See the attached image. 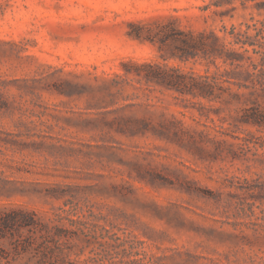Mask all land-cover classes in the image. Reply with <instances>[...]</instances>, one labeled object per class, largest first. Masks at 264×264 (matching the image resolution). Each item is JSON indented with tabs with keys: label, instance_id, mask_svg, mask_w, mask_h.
<instances>
[{
	"label": "rangeland",
	"instance_id": "rangeland-1",
	"mask_svg": "<svg viewBox=\"0 0 264 264\" xmlns=\"http://www.w3.org/2000/svg\"><path fill=\"white\" fill-rule=\"evenodd\" d=\"M261 21L264 0H0V209L58 228L77 264H264V125L243 122L250 105L232 84L192 97L124 74L131 61L230 69L152 36L175 25L228 47Z\"/></svg>",
	"mask_w": 264,
	"mask_h": 264
},
{
	"label": "trees",
	"instance_id": "trees-1",
	"mask_svg": "<svg viewBox=\"0 0 264 264\" xmlns=\"http://www.w3.org/2000/svg\"><path fill=\"white\" fill-rule=\"evenodd\" d=\"M261 23L260 27L247 25L245 30L233 32L228 47L214 33H209L208 40L205 32L183 31L175 25H163L152 37L178 42V52L172 55L179 60L201 56L212 63L220 59L231 68L213 74H198L193 71L186 73L178 67L162 68L155 63L131 61L134 70H125L124 74L134 73L138 82L160 84L168 90L192 97L207 98L215 90L226 92L232 84L235 90L229 93L230 97L237 103L250 105L244 109L243 122L264 125V112L259 110L264 105V21ZM138 28L141 30L132 36L151 38L149 30L144 34V27ZM249 29L255 32L252 34ZM253 54L263 61L261 66L256 63ZM0 243L8 246V249L0 246V264H15L25 255L37 258L40 264H77L70 258L66 242L61 241L60 230L49 227L31 210L13 207L0 209Z\"/></svg>",
	"mask_w": 264,
	"mask_h": 264
}]
</instances>
